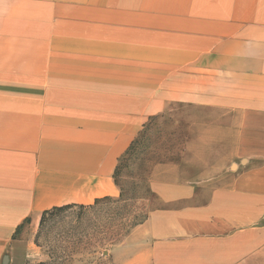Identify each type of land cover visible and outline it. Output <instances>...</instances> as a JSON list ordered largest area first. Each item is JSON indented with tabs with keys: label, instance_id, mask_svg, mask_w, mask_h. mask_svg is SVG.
Returning a JSON list of instances; mask_svg holds the SVG:
<instances>
[{
	"label": "crops",
	"instance_id": "0c3cea01",
	"mask_svg": "<svg viewBox=\"0 0 264 264\" xmlns=\"http://www.w3.org/2000/svg\"><path fill=\"white\" fill-rule=\"evenodd\" d=\"M49 6L0 0V251L26 214L117 197L120 158L142 123L176 101L193 108L190 126L177 158L152 166L159 205L129 231L127 258L114 251L116 264L264 262V85L201 98L198 80L174 78L107 100L103 83L85 77L98 69L74 65L67 36L60 48L52 23L40 26ZM219 60L232 68L238 59Z\"/></svg>",
	"mask_w": 264,
	"mask_h": 264
},
{
	"label": "rangeland",
	"instance_id": "374dc122",
	"mask_svg": "<svg viewBox=\"0 0 264 264\" xmlns=\"http://www.w3.org/2000/svg\"><path fill=\"white\" fill-rule=\"evenodd\" d=\"M49 8L41 11L49 18L39 14L40 26L52 23L60 48L67 36L74 65L82 58L88 70L98 69L85 77L103 83L98 93L107 100L174 78L198 80L201 98L239 83L264 85V0H50ZM223 56L236 65L220 64ZM192 110L172 101L142 123L116 167L117 197L24 215L2 236L0 264H116L115 250L126 259L129 231L159 205L150 170L177 158Z\"/></svg>",
	"mask_w": 264,
	"mask_h": 264
},
{
	"label": "trees",
	"instance_id": "16d2710c",
	"mask_svg": "<svg viewBox=\"0 0 264 264\" xmlns=\"http://www.w3.org/2000/svg\"><path fill=\"white\" fill-rule=\"evenodd\" d=\"M68 206V205H67Z\"/></svg>",
	"mask_w": 264,
	"mask_h": 264
}]
</instances>
